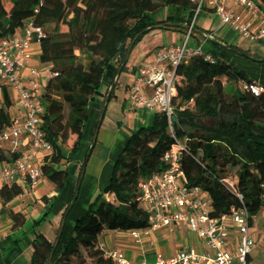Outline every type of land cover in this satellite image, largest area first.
<instances>
[{"label": "trees", "instance_id": "obj_1", "mask_svg": "<svg viewBox=\"0 0 264 264\" xmlns=\"http://www.w3.org/2000/svg\"><path fill=\"white\" fill-rule=\"evenodd\" d=\"M99 1L0 0V39L14 35L25 20L32 18L43 30L40 58L50 63L55 74L41 96L43 129L52 145L41 167L43 177L54 187L53 195L44 197L47 202L60 195L68 176L63 166L69 162L68 155L77 153L81 145L88 107L99 86L94 78L106 75L112 83L131 42L133 50L155 29L181 31L194 15L190 0H151L165 10L163 20L138 0H106L107 7H101ZM223 48L211 40L205 51L214 63L194 57L177 68L180 82L173 124L185 137L184 127H193L192 121L223 118L234 122V126L206 129L203 139L188 138L181 165L189 184L201 187L208 195L213 215L245 207L256 218L263 207L264 91L255 95L247 88L253 81L219 57ZM126 66L121 73L127 71ZM1 88L0 129L10 121L13 106L8 90ZM113 95L114 91L109 100ZM167 126L165 114H154L149 126L129 136L113 162L109 183L77 220L66 243L59 241L54 248L43 234L34 231L46 216L33 225L30 264H116L105 257L98 239L108 231L128 232L149 226L148 215L137 201L138 183L165 169L163 156L173 143ZM15 159L14 154L0 149V163ZM228 179L233 187L225 183ZM22 193L18 186L4 187L0 197L7 204ZM107 194L114 196L112 202L105 200ZM9 215L13 230L25 225L22 213Z\"/></svg>", "mask_w": 264, "mask_h": 264}, {"label": "built area", "instance_id": "obj_2", "mask_svg": "<svg viewBox=\"0 0 264 264\" xmlns=\"http://www.w3.org/2000/svg\"><path fill=\"white\" fill-rule=\"evenodd\" d=\"M190 3L194 15L187 24L183 44L165 46L148 54L126 86L127 108L151 115L165 114L166 132L173 138L163 156L165 169L138 183L137 201L148 215L149 226L127 234L143 246L152 233L182 226L199 240L201 248L184 247L173 254L156 252L153 261L144 259L138 263L130 261L120 250L106 251L105 257L116 264H264V251L262 263L253 258L254 251H260L259 243L264 245V234L258 242L251 213L245 207H233L226 214L213 215L208 195L201 187L189 184L181 165L188 139L177 136L173 124L180 82L177 68L194 57L214 63L205 51L213 35L197 30L199 15L211 11L221 27H229L250 42H262L264 5L258 0H190ZM37 12L36 8L34 13ZM42 36L43 30L28 18L14 35L0 39V94L1 87H5L14 94L18 107V114L10 115V121L0 129V149L16 156L13 162L0 163V190L13 186L36 188L44 179L43 157L52 151L43 129L45 107L41 96L47 81L55 74L50 66L32 64L31 44ZM247 88L255 95L264 91L254 82ZM225 183L233 187L231 179ZM110 196L105 195V200L112 202ZM262 202L264 206V187Z\"/></svg>", "mask_w": 264, "mask_h": 264}, {"label": "crops", "instance_id": "obj_3", "mask_svg": "<svg viewBox=\"0 0 264 264\" xmlns=\"http://www.w3.org/2000/svg\"><path fill=\"white\" fill-rule=\"evenodd\" d=\"M202 19L204 25L197 26V30L212 33L213 40L225 46L220 51L219 57L230 67L243 71L254 83L264 88V41L250 42L229 27H221L220 21L211 11H204ZM185 30L186 28L183 27V30H178V32L185 35ZM155 32L153 30L149 33L155 34L153 42L143 43L147 34L133 49L129 61L131 62L136 56V65L128 73L124 72L118 76L119 82L124 84V87L120 88L123 93L122 97L119 92H115L117 87H114L111 91V93L114 91L112 99L105 103L112 83H110V77L99 75V81H97L99 86L94 100L88 107V119L82 133L81 145L77 153L68 155L69 162L63 166L68 176L58 198L51 202L44 200V197L52 196L54 192L53 185L45 178L34 189L29 190L22 186V195L7 204H4L0 197V264H30L33 252V225L39 223L45 216L34 231L43 234L53 244L58 238L62 243H66L77 220L86 214L90 203L109 183L113 162L122 151L129 136L137 129L151 124L152 115L150 113L132 111L127 108L126 86L132 82L135 70L144 57L158 46H167L164 44L163 31L157 35ZM178 37L175 38L174 44H168V46L177 45L182 39ZM31 51L34 55L32 64L35 67L50 66L49 62H43L40 58L38 40L32 42ZM243 52L248 53V56L243 55ZM10 96L13 106L9 113L14 116L18 114V107L14 103V94L10 93ZM104 103V116L97 128ZM95 130V143L92 144ZM87 154H89L88 158ZM79 183L76 200L73 202ZM110 197L114 199V196ZM10 212L22 213L25 216V225L22 228L12 229ZM260 214L261 212L257 217ZM262 214L264 216V213ZM261 224L264 226L263 218ZM98 242L105 251L117 249L124 252L133 263L144 259L153 261L156 252L173 254L184 247L201 248L199 240L182 226L152 233L143 246L135 243L127 232L120 231L105 232Z\"/></svg>", "mask_w": 264, "mask_h": 264}, {"label": "rangeland", "instance_id": "obj_4", "mask_svg": "<svg viewBox=\"0 0 264 264\" xmlns=\"http://www.w3.org/2000/svg\"><path fill=\"white\" fill-rule=\"evenodd\" d=\"M258 1L261 2L262 4H264L262 0H258ZM138 2L143 4L147 11L156 13V16H157L158 20H163L164 19L165 10L163 8H161L160 6L153 4L151 2V0H138ZM98 3H99V5L101 7H107L108 6V2L106 0L99 1ZM263 9H264V6H263ZM203 14H204V12H202L199 15V18H198V21H197V26L204 25V23H203L204 21L202 19L203 18ZM205 25H208V24H205ZM154 31L157 32V33L155 32L156 35L159 34L161 31H163L164 44L167 45V46H168V44H174V40H175V38L177 36L182 37L181 41H179L178 44H183V42L185 40V35H181L178 32V29H164V30L155 29ZM175 31H177V32H175ZM154 36H155V34H153V33L152 34H148V36L144 39L143 43L145 44V43H148V42L149 43L153 42L154 38H155ZM162 47H165V46H158L156 49H154L152 51H155V50L160 49ZM132 54H133V50H132V52H131V54L129 56V59H128V63H127V66H126L127 67L126 73H128L130 71V69L133 68L134 65H136V63H137L136 62L137 61L136 56H134V58L131 60V62L129 61ZM94 81H96V82L99 81V75L94 78ZM116 87L117 88H116L115 92H117V93L119 92V94H121L120 97H122L123 93L120 90V88H123L124 84H123V82H119V78H118V81L116 83ZM11 94H13V93H11ZM191 123H192L193 127L192 126L191 127H189V126L188 127H184V131L187 133V136H185L187 139L188 138H194V139H203V138H205V134H206L205 130L208 129V128L223 127V126H228V125L234 126V122H229L228 120L223 119V118H217V119L203 118V119H200V120H197V121H192ZM97 127H98V125H97ZM67 132L68 131H66V135H67ZM93 135H94V138H96V130L93 133ZM262 213H264V206L261 209L260 216L257 217L255 219V221H254V228L253 229H254V232H256L255 236H256V239H257L258 242H259V240L261 239V237L264 234V226H263V224H261L262 218L264 219V216H263ZM259 250L260 251H254L253 258H255L258 263H262L263 262L262 255H263V251H264V245L262 243H259Z\"/></svg>", "mask_w": 264, "mask_h": 264}, {"label": "water", "instance_id": "obj_5", "mask_svg": "<svg viewBox=\"0 0 264 264\" xmlns=\"http://www.w3.org/2000/svg\"><path fill=\"white\" fill-rule=\"evenodd\" d=\"M262 1H263V3H264V0H262ZM158 27H159V26H158ZM184 27L187 28V25H185ZM133 44H134V43L131 42L130 45H129V47H128L127 53H126V55H125L124 62H123L121 68L119 69V71L117 72L116 76L114 77V79H113V81H112L111 88H110V92H109V94L107 95V97H106V99H105V103L109 100V96H110V94H111V91L114 89V87H115V85H116V80H117L118 76H119L120 73H121V69H122V67L125 66V65L128 63V59H129L130 52H131V50H132ZM233 50L236 51V52L238 51L237 49H233ZM105 103H104V105H103V107H102V110H101V115H100V120H99L98 126L100 125V123H101V121H102V119H103V116H104V112H105ZM97 128H98V127H97ZM176 135H177V136H181V135H182V131H181L180 129L177 130ZM89 154H90V153H89ZM89 154L87 155V158H88ZM79 185H80V183L78 184V188H77V191H76V193H75V196H74L73 202L76 200V196H77V192H78V189H79ZM62 226H63V225H62ZM62 226H61V229H60V234H61V231H62ZM59 236H60V235H59ZM58 241H59V238H58V240L56 241V243L54 244V248L56 247ZM52 254H53V253H51V256H52ZM47 264H49V261H48Z\"/></svg>", "mask_w": 264, "mask_h": 264}]
</instances>
